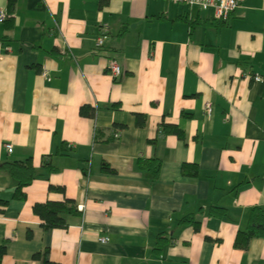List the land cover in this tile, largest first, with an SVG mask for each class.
<instances>
[{"label":"crops","instance_id":"1","mask_svg":"<svg viewBox=\"0 0 264 264\" xmlns=\"http://www.w3.org/2000/svg\"><path fill=\"white\" fill-rule=\"evenodd\" d=\"M163 122L183 136L152 141ZM28 157L24 198L0 172L1 264L45 251L56 264H264V235L234 245L264 209V0H238L225 22L171 0H15L0 22V160ZM151 158L154 179L138 162ZM65 199L79 213L43 229L33 204Z\"/></svg>","mask_w":264,"mask_h":264},{"label":"trees","instance_id":"2","mask_svg":"<svg viewBox=\"0 0 264 264\" xmlns=\"http://www.w3.org/2000/svg\"><path fill=\"white\" fill-rule=\"evenodd\" d=\"M15 5V0H8L7 13H11ZM79 113L84 116L91 117L94 113V109L88 105H83L79 109ZM138 115V124H143ZM167 134H175L178 137L183 136L182 130L175 124L161 123V129L158 131L157 136L152 140H156L160 137H164ZM141 166H146L150 172L152 178H157L161 169V161L156 158L143 159L138 161ZM42 166L47 167L48 171H53L55 168L49 163L48 160L42 161ZM103 168L108 171H112L107 165ZM0 172H6L11 176L13 181L16 183V190L14 196L22 199L25 194L23 187L31 183V181L37 176L35 168L32 165L31 158L28 157L24 160H0ZM181 173L184 175L195 176L198 173V167L194 163H183L181 165ZM49 189L63 191L62 186L49 185ZM2 203H6L5 200ZM32 211L41 220V226L43 229L48 230L52 228H65L68 225L67 217L79 213L75 202L71 199H65L64 201H45L37 202L33 204ZM219 212V210H212L210 212ZM220 214V213H219ZM180 222L192 223L195 229L198 228L197 222L194 221L192 216L183 217ZM264 235V209L260 207H253L250 210L248 217V224L245 230H239L234 245L239 248H246L249 240L254 236ZM168 242L164 237L159 236L155 251L159 252L162 250L163 245ZM6 252V242L0 244V264L2 257ZM47 251L43 254H34L35 258L41 259L42 264H56L50 261L46 257Z\"/></svg>","mask_w":264,"mask_h":264},{"label":"built area","instance_id":"3","mask_svg":"<svg viewBox=\"0 0 264 264\" xmlns=\"http://www.w3.org/2000/svg\"><path fill=\"white\" fill-rule=\"evenodd\" d=\"M173 2L182 3L189 7H197L200 9H211L213 12L214 19L218 21L225 22L230 14L234 11V9L238 5V0H171ZM8 16V13L5 9L0 8V22H3L5 18ZM103 43V38L101 36L97 37L95 40V46L99 47ZM108 71L110 75L116 77L120 74L121 69L120 66L117 64L116 61L111 60L109 63ZM46 72L43 75L46 76ZM48 78V77H47ZM254 81H261L262 77L259 75L253 76ZM204 109L207 115L211 114L212 105L210 102H205ZM12 144L6 143L5 149L7 152L12 151ZM79 209H82V206H79ZM101 242H107L109 238L107 236L99 237Z\"/></svg>","mask_w":264,"mask_h":264}]
</instances>
